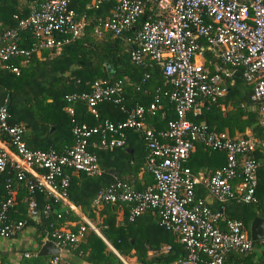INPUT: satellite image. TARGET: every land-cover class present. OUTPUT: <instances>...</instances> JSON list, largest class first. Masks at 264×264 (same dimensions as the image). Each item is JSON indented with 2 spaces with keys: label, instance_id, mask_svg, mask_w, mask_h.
I'll return each instance as SVG.
<instances>
[{
  "label": "built area",
  "instance_id": "obj_1",
  "mask_svg": "<svg viewBox=\"0 0 264 264\" xmlns=\"http://www.w3.org/2000/svg\"><path fill=\"white\" fill-rule=\"evenodd\" d=\"M70 1L32 0L25 15L12 14L14 26L0 32V69L17 75L18 67L30 53L58 49L78 39L89 19L75 12ZM101 1L93 0L92 8L96 9ZM114 1L109 15L94 20L92 34L100 38L108 33L123 40L129 45L128 58L132 63L139 64L144 59L157 63L168 87L156 89L145 107L134 105L129 109L122 105L121 79H96L88 91L63 95L66 103H83L93 118L97 117L95 107L101 102L118 105L125 118L103 119L93 127L70 120L73 143L59 152L27 148L21 139L22 126L8 123L6 108L0 106V177L13 173L3 180L0 238H9L25 224L7 216L17 183L26 188L24 213L35 219L39 212L32 198L34 189L47 192L54 201H64V171L99 175L96 154L90 149L122 147L125 131L131 130L141 139L144 170L152 182L139 190L123 183L109 184L96 190L92 203L125 204L127 221L144 212L153 215L156 225L174 235L184 252L170 264H229L230 254H246L252 242L240 221L225 219L195 195L194 180L185 162L195 145L222 152L224 163L201 181L206 193L218 204L255 201L258 163L251 156L255 150L262 153L264 164V0ZM21 41H26L27 47L18 45ZM203 49L218 57V64L211 70L203 65ZM237 70L250 88L249 99L257 106L261 130L257 140L249 136L228 137L204 123L187 119L188 115L200 114L205 100L222 97L227 85L224 80H230L231 73ZM163 97L172 104L174 119L155 131L143 119L159 109V99ZM68 114L72 112L68 110ZM93 135L95 142L90 140ZM48 209L43 206L41 213L46 215ZM81 221L74 232L45 233L42 242L51 241L58 250L69 248L87 228L109 247L92 224L86 219ZM49 264L73 263L61 261L56 255L51 256Z\"/></svg>",
  "mask_w": 264,
  "mask_h": 264
},
{
  "label": "trees",
  "instance_id": "obj_2",
  "mask_svg": "<svg viewBox=\"0 0 264 264\" xmlns=\"http://www.w3.org/2000/svg\"><path fill=\"white\" fill-rule=\"evenodd\" d=\"M31 1L0 0V32L12 28L15 21L11 15H25L27 5ZM92 1L71 0L69 3L75 12L83 13L89 19L78 39L58 49L30 53L25 63L18 67L17 75L0 69V106L8 95L7 121L10 124L22 126L24 130L21 139L29 149L62 151L57 141L70 147L73 143L69 132L72 125L70 120L77 124L93 127L98 126L103 119L122 121L125 118V114L119 110L118 105L109 102L98 103L95 107L97 117L93 118L83 103H66L64 101L63 95L71 92L88 91L89 84L96 79L108 81L121 79L122 105L127 109L134 105L145 107L151 101L156 89L162 91L168 87L157 63L148 59H144L139 64L132 63L128 58L129 45L123 40L108 33H104L100 38H96L92 34L91 29L94 20L97 17L103 18L109 15L115 5L114 0H102L94 9L91 6ZM138 21H141V17L138 18ZM197 42H201V40L198 39ZM18 45L27 47V42L21 41ZM202 57L203 65L209 70L218 64V57L207 49L202 50ZM13 62L14 65L17 64L16 61ZM244 84L249 87L246 83ZM231 86L226 85V93L222 97L213 101L205 100L200 114L191 119L187 116V119L192 123H204L213 131L221 130L223 127L230 130L233 126L241 130V124L249 122L254 125L251 129V136H258L257 139H259L261 130L257 123L254 124L258 120V113L256 112V117L255 113L245 111L247 106L245 102L249 98L250 88H248L249 92H242L237 95L236 91L232 92ZM125 89L128 90V97L124 94ZM220 103H226V105L228 103L230 108L221 112L218 109ZM241 103L242 106H240ZM159 105V109L153 115L147 114L143 119L144 124L155 131L163 129L167 120L174 119L172 104L166 98H160ZM65 107H72L74 112L71 115L68 114L64 111ZM244 114H246V118L241 120V116ZM254 129H257L255 133ZM136 137L137 133L131 130L125 131L126 142H129L130 138L136 139ZM138 138L141 142L139 136ZM96 139V135L90 137L91 141L95 142ZM195 147L210 153V157L214 156L218 159L217 167L224 163L222 152L209 151L201 145H195ZM90 151L96 154L97 160L99 155L104 156L109 152L110 164L114 165L115 171L118 170L119 166H127L126 172L135 170L134 165H129L130 155L123 146L109 150L93 148ZM142 156L144 157V150ZM103 165L106 169L107 164ZM64 173L67 176V184L63 189L66 201L95 224L100 235L119 257L124 258L130 264H170L183 256L184 252L177 243L175 236L158 227L154 216L149 212H144L131 221H127V206L125 204L103 202L94 205L92 203L96 190L103 188L106 184L103 179L104 173L98 176H86L83 173L70 170H66ZM143 173L146 175L144 177L146 182L144 181L143 185L132 189H142L152 182L150 175L147 172ZM8 175L12 177L13 173L9 171L0 177V202L5 197L3 180ZM122 180L127 183L126 186L131 188L128 184L129 179L124 178ZM257 186L256 184L254 202L244 204L233 200L228 201L235 203L237 212L230 213L225 216V219L240 221L246 234L248 223L253 217L264 218V195L261 194L260 196L257 193ZM26 195L24 184L17 183L12 197L13 205L7 212V216L13 221H24L25 224L22 229L31 226L32 238L36 247L41 244L45 233L54 230L74 232L81 224L78 215L62 205L60 201H54L47 192L36 189L33 190L32 198L39 214L35 219L27 217L24 213ZM45 205L49 208L46 215L41 213L42 207ZM116 210L121 212L120 219H117ZM254 244L256 242H252V246ZM160 245H167L169 249L158 254L146 255L148 251H157ZM261 245L263 248L259 263L264 261V242H261ZM67 250L73 254L75 260L79 259L83 264H123L103 241L87 228L81 234L80 239ZM22 252H19L17 264H49L48 259L51 258V256H36L34 249L30 258L22 262L24 261L21 259ZM236 255L243 254L236 253ZM72 262L73 264L76 263ZM228 262L230 264V260Z\"/></svg>",
  "mask_w": 264,
  "mask_h": 264
},
{
  "label": "crops",
  "instance_id": "obj_3",
  "mask_svg": "<svg viewBox=\"0 0 264 264\" xmlns=\"http://www.w3.org/2000/svg\"><path fill=\"white\" fill-rule=\"evenodd\" d=\"M231 79L230 80H224L225 84L232 85V92L236 91L237 95H240L242 92H249V87L245 86L243 83L239 70L233 71L231 73ZM128 90H124V94L127 96ZM128 97V96H127ZM245 111L249 113H255L257 117V111H256V104L253 103L249 98L245 102ZM242 106V103L240 104ZM230 106L225 104H218V109L221 112H224L225 110H228ZM68 110L71 112L73 111L72 107H65L64 111L68 113ZM97 113V110H96ZM189 116V115H188ZM189 118H194L189 116ZM246 118V114L241 116V120ZM247 121V120H246ZM257 122L255 121L254 124ZM242 129L239 130L236 126L231 127L230 130H228L226 127H223L221 130H216V133L228 136V137H239V136H251L252 132L251 129L254 127L252 123L249 122H243L242 124ZM51 129V128H50ZM49 129V130H50ZM23 128H22V133H23ZM257 129H254V133L256 132ZM51 131V130H50ZM138 133L136 139H131L128 142H124L123 147H125L126 151L130 155V160H129V165H134L135 170L132 172H126L127 166H119L118 170L115 171L113 168L114 165H111V157L109 152L107 154H104V156L99 155V158L97 160V166L99 169V175L104 173L103 179L106 182V185L108 186L109 184H113L115 182L118 183H123L127 184L124 182L122 179L126 178L129 179L128 184L131 186V188H136L140 187L143 185L146 181L144 177L146 176L144 171V157L142 156L143 154V147L142 143L140 142L138 138ZM253 139L258 138L254 136H251ZM26 140V137H25ZM58 146L60 147V150L66 149L69 145L66 144H60L59 141H57ZM252 158L258 163L257 168H256V179H257V193L264 195V164L262 162V155L258 150H255L252 153ZM143 162V163H142ZM132 163V164H131ZM103 164H107L106 169L104 168ZM219 164V160L216 159L214 156L210 157V153L203 152L201 148H197L194 146V148L190 151L188 154V157L185 162V166L189 169L190 174L192 176V179L194 180V193L197 197L201 198L203 202L211 209L218 211L222 217L225 218V216L229 215L230 213H236L237 208L235 206V203H222L218 204L216 203L205 191L204 187L201 184L202 179L206 178L208 174L217 167ZM103 165V167H102ZM111 165V166H110ZM98 176V175H97ZM147 180V179H146ZM145 181V182H144ZM62 205L66 206L68 209H70L72 212H74L76 215L79 216V221L81 219H86L90 224H92L95 228V224L86 218L77 208H75L73 205L68 203L66 199L64 201H61ZM115 214L117 215V219H120L121 212L120 211H115ZM82 223V221H81ZM27 228L31 229V226H26ZM25 227V228H26ZM25 228L21 229L14 235H12L9 238H0V264H17L19 262V252L23 251L21 253V259H23L25 262V259H29L31 254L33 253V250L35 249L37 251L36 243L32 238V230L31 232H27ZM97 232L98 229L96 228ZM100 235V233L98 232ZM98 236V235H97ZM101 236V235H100ZM81 237V236H80ZM99 237V236H98ZM102 237V236H101ZM80 239V238H79ZM104 239V238H103ZM105 240V239H104ZM107 243V242H106ZM260 243V242H257ZM108 244V243H107ZM109 245V244H108ZM107 247V246H106ZM108 248V247H107ZM255 247L252 246L251 250L247 252L246 254L243 255H236V254H230L228 256V260H230V264H251V262H254L255 264H264V261L262 263L259 257L261 256V248L256 247L257 254L253 251ZM68 248L58 250V257L60 258L61 261H74L76 262L75 264H83L79 259L75 260V257L71 252L67 250ZM109 249V248H108ZM110 250V249H109ZM111 251V250H110ZM112 252V251H111ZM114 255L120 258L115 252H112ZM24 254L27 256L24 257ZM258 255V256H257ZM50 259V258H49ZM48 259V262H49ZM120 260V259H119ZM73 263V262H72Z\"/></svg>",
  "mask_w": 264,
  "mask_h": 264
},
{
  "label": "water",
  "instance_id": "obj_4",
  "mask_svg": "<svg viewBox=\"0 0 264 264\" xmlns=\"http://www.w3.org/2000/svg\"><path fill=\"white\" fill-rule=\"evenodd\" d=\"M9 103V97L6 95L2 106L7 108ZM248 238L251 242H264V218L263 217H253L247 228ZM38 257L44 256H56L58 255V248L51 241H43L35 253Z\"/></svg>",
  "mask_w": 264,
  "mask_h": 264
},
{
  "label": "rangeland",
  "instance_id": "obj_5",
  "mask_svg": "<svg viewBox=\"0 0 264 264\" xmlns=\"http://www.w3.org/2000/svg\"><path fill=\"white\" fill-rule=\"evenodd\" d=\"M25 230L27 231V232H31V229L30 228H25ZM109 247V249L110 248H112L110 245H108ZM167 245H160V246H158L159 248H158V250L157 251H155V252H151V251H148L147 252V256H149V255H151V254H153V253H156V254H158V253H160V252H165L166 250H164V248L166 247ZM255 248L253 249V251L255 252V254H257V251H256V247H259V248H261V250H262V248H263V246L261 245V243H257L256 242V244H254L253 245ZM258 256V255H257ZM120 259V261L123 263V264H130L128 261H126L124 258H122V257H120L119 258ZM251 264H255L254 262H251Z\"/></svg>",
  "mask_w": 264,
  "mask_h": 264
}]
</instances>
